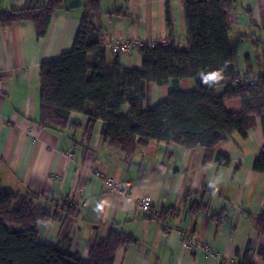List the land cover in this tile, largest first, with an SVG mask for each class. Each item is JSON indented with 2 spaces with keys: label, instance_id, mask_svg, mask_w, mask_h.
<instances>
[{
  "label": "crops",
  "instance_id": "0c3cea01",
  "mask_svg": "<svg viewBox=\"0 0 264 264\" xmlns=\"http://www.w3.org/2000/svg\"><path fill=\"white\" fill-rule=\"evenodd\" d=\"M29 1L0 0V15ZM92 1L63 0L42 37L31 21L8 26L0 22V188L42 195L59 205L73 204L75 216L64 223L39 226V241L53 246L69 236L70 251L85 262L94 242L114 228L136 238L118 248L114 264H234L250 241L254 264H264L259 254L264 237L258 236L255 227L264 210V174L254 171L264 147L260 119L247 137L236 132L218 144L216 152L231 160L228 166L215 159L204 163L201 148L188 150L155 140L126 158L104 141L101 120L87 141L89 117L82 113H72L70 123L76 128L64 131L44 129L37 123L40 67L72 49ZM97 1L100 12H91L90 20L102 29L105 42L171 38L180 49L187 48L183 0ZM233 1L230 49L240 76L254 82L264 66V0ZM117 56L123 67L142 65L138 49ZM113 57L109 53L108 58ZM179 84L185 92L196 87L192 79ZM171 89V82L151 83L144 106L154 107ZM225 90V86L216 88L220 96ZM224 103L228 111L242 109L239 99ZM122 110L127 113L129 106ZM97 172L120 184L119 191H111ZM144 197L151 199V213L138 205ZM192 201H203L206 209L193 214ZM222 210L218 223L212 216Z\"/></svg>",
  "mask_w": 264,
  "mask_h": 264
},
{
  "label": "trees",
  "instance_id": "16d2710c",
  "mask_svg": "<svg viewBox=\"0 0 264 264\" xmlns=\"http://www.w3.org/2000/svg\"><path fill=\"white\" fill-rule=\"evenodd\" d=\"M62 4L63 0H30L23 8L3 12L0 22L8 26L31 21L42 37ZM183 8L187 48L180 49L171 38L163 45L145 44L140 49L141 67L129 69L120 65L116 54L101 46L102 29L90 20L91 12H100L98 1L93 0L81 19L72 49L40 67L37 123L44 129L64 131L76 128L70 123V115L82 113L89 117L87 141L95 123L101 120L104 141L126 158L155 140L188 150L201 148L205 151L204 163L215 159L228 166L231 160L216 152L218 144L236 132L247 137L258 119L264 126V66L254 82L242 78L236 69L228 40L233 0H183ZM204 76L216 79L205 84ZM183 79L194 80L195 89L183 91L179 84ZM169 82L172 89L168 96L146 108L149 85ZM218 86L226 88L221 96L216 92ZM226 99H239L242 109L228 111ZM125 105L129 106L127 113L122 110ZM254 171L264 174V147ZM184 198L187 200L188 191ZM191 203L193 214L206 209L203 201ZM76 214L73 204L59 205L42 195L16 194L0 188V264H114L118 248L136 241L133 235L110 228L91 246L86 262L70 251L69 236L53 246L39 241L41 224L64 223ZM223 214L222 210L212 218L220 223ZM255 227L258 236L264 237V210ZM253 253L250 241L234 264H254ZM259 254L264 259V248Z\"/></svg>",
  "mask_w": 264,
  "mask_h": 264
},
{
  "label": "built area",
  "instance_id": "2783aa9c",
  "mask_svg": "<svg viewBox=\"0 0 264 264\" xmlns=\"http://www.w3.org/2000/svg\"><path fill=\"white\" fill-rule=\"evenodd\" d=\"M167 43V39L166 38H162L159 40H151L149 42H144L141 40H135V39H126V40H115L113 42H105L104 40L101 39V46L104 47L105 49H107L110 53L112 54H125L128 53L134 49H138L140 50L141 48H143L145 46V44H149V46L154 47L157 44H166ZM70 157H73V154L70 153L69 154ZM96 176L98 178H102L105 180L107 186L110 188L111 191H119V188L121 187L120 184H118L113 178L111 177H104V174L101 172H97ZM138 205L140 206V208L145 211L146 213H151V199L149 197H144L142 198ZM207 251L210 252L211 249L207 248Z\"/></svg>",
  "mask_w": 264,
  "mask_h": 264
},
{
  "label": "clouds",
  "instance_id": "9594fccd",
  "mask_svg": "<svg viewBox=\"0 0 264 264\" xmlns=\"http://www.w3.org/2000/svg\"><path fill=\"white\" fill-rule=\"evenodd\" d=\"M215 79H216V77H214V76H204V77L202 78V81H203V83H205V84H209L210 81H213V80H215Z\"/></svg>",
  "mask_w": 264,
  "mask_h": 264
}]
</instances>
